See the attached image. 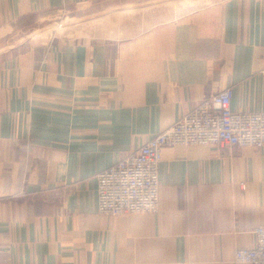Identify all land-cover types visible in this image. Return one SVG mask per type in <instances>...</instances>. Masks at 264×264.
Returning <instances> with one entry per match:
<instances>
[{
  "label": "crops",
  "instance_id": "obj_1",
  "mask_svg": "<svg viewBox=\"0 0 264 264\" xmlns=\"http://www.w3.org/2000/svg\"><path fill=\"white\" fill-rule=\"evenodd\" d=\"M46 23L69 30L33 38ZM227 87L264 111V0H0V264H234L264 223V147H162L154 213L96 193Z\"/></svg>",
  "mask_w": 264,
  "mask_h": 264
},
{
  "label": "built area",
  "instance_id": "obj_2",
  "mask_svg": "<svg viewBox=\"0 0 264 264\" xmlns=\"http://www.w3.org/2000/svg\"><path fill=\"white\" fill-rule=\"evenodd\" d=\"M231 87L198 102L135 151L96 175L101 214L154 213L158 210V166L164 146L264 147V111H236ZM254 244L235 250V264H264V223L253 229ZM1 253V247H0Z\"/></svg>",
  "mask_w": 264,
  "mask_h": 264
},
{
  "label": "rangeland",
  "instance_id": "obj_3",
  "mask_svg": "<svg viewBox=\"0 0 264 264\" xmlns=\"http://www.w3.org/2000/svg\"><path fill=\"white\" fill-rule=\"evenodd\" d=\"M210 1V0H208ZM62 11V12H60ZM85 10H77V8H75V10H69L66 7H61L59 12H58V21H65V20H70V21H74V20H79L81 18H83L86 13H84ZM27 25L30 23L29 20H27ZM20 23V22H18ZM19 25H22L21 23ZM25 26V25H24ZM83 23H80L77 25V28L82 27ZM66 27H62L60 24L55 23H46L40 26L39 30L36 32L35 35H33V38L36 39H41L44 37H58V36H64L67 32ZM2 43V42H1ZM234 262V261H233ZM235 264V263H234Z\"/></svg>",
  "mask_w": 264,
  "mask_h": 264
}]
</instances>
